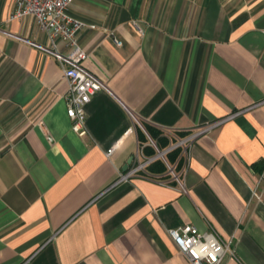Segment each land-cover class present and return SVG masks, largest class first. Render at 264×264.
Segmentation results:
<instances>
[{
	"label": "crops",
	"instance_id": "obj_1",
	"mask_svg": "<svg viewBox=\"0 0 264 264\" xmlns=\"http://www.w3.org/2000/svg\"><path fill=\"white\" fill-rule=\"evenodd\" d=\"M14 9L0 0V264H191L180 224L229 242L222 264H264V0H74L104 84L83 134L46 33Z\"/></svg>",
	"mask_w": 264,
	"mask_h": 264
},
{
	"label": "built area",
	"instance_id": "obj_2",
	"mask_svg": "<svg viewBox=\"0 0 264 264\" xmlns=\"http://www.w3.org/2000/svg\"><path fill=\"white\" fill-rule=\"evenodd\" d=\"M74 0H15V9L11 18L32 16L39 29L46 33L50 45V52L54 55L61 69V77L67 82L65 93L66 113L71 121V128L77 134L85 132L86 106L92 96L104 86L103 82L93 74L86 71L81 63L88 58V54L79 43V33L96 27L93 23L74 16L70 12V5ZM67 47L66 53L57 49L58 43ZM113 42L120 46L121 42L113 37ZM219 121L208 124L184 138H180L168 150L180 149L179 159L184 157L189 142L202 132L217 126ZM112 148L106 151L109 155ZM137 163L119 180L141 170L146 162ZM171 181L181 183L183 169L175 172L169 170ZM169 237L185 255L191 264H222L224 259L233 255L230 244L224 241L216 230L209 226L205 231L198 230L192 224H180L167 230Z\"/></svg>",
	"mask_w": 264,
	"mask_h": 264
},
{
	"label": "water",
	"instance_id": "obj_3",
	"mask_svg": "<svg viewBox=\"0 0 264 264\" xmlns=\"http://www.w3.org/2000/svg\"><path fill=\"white\" fill-rule=\"evenodd\" d=\"M131 160H132V157H130L129 159H128V161L126 162V164L123 166V170H126L127 169V167H128V165H129V163L131 162Z\"/></svg>",
	"mask_w": 264,
	"mask_h": 264
},
{
	"label": "trees",
	"instance_id": "obj_4",
	"mask_svg": "<svg viewBox=\"0 0 264 264\" xmlns=\"http://www.w3.org/2000/svg\"><path fill=\"white\" fill-rule=\"evenodd\" d=\"M178 152H179V151H178ZM178 152H176L174 156H176V155L178 154Z\"/></svg>",
	"mask_w": 264,
	"mask_h": 264
},
{
	"label": "rangeland",
	"instance_id": "obj_5",
	"mask_svg": "<svg viewBox=\"0 0 264 264\" xmlns=\"http://www.w3.org/2000/svg\"><path fill=\"white\" fill-rule=\"evenodd\" d=\"M178 155H179V154H177V155L175 156V158L178 157Z\"/></svg>",
	"mask_w": 264,
	"mask_h": 264
}]
</instances>
